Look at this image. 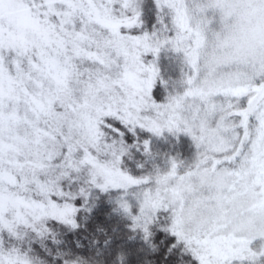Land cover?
I'll return each instance as SVG.
<instances>
[{"label":"snow or ice","instance_id":"1","mask_svg":"<svg viewBox=\"0 0 264 264\" xmlns=\"http://www.w3.org/2000/svg\"><path fill=\"white\" fill-rule=\"evenodd\" d=\"M243 5L251 54L232 0H0V264H264Z\"/></svg>","mask_w":264,"mask_h":264},{"label":"rangeland","instance_id":"2","mask_svg":"<svg viewBox=\"0 0 264 264\" xmlns=\"http://www.w3.org/2000/svg\"><path fill=\"white\" fill-rule=\"evenodd\" d=\"M236 5L234 14L230 17H226L225 23L218 25V31L227 32L229 34L234 33L239 38V43L236 46L233 45V41H228L231 51L236 52L242 50L251 54L255 51L257 46V34L255 32L256 20L255 17L244 7L243 0H232ZM187 141L186 139L182 138ZM181 139L182 142H184ZM187 155L190 149L187 148Z\"/></svg>","mask_w":264,"mask_h":264},{"label":"trees","instance_id":"3","mask_svg":"<svg viewBox=\"0 0 264 264\" xmlns=\"http://www.w3.org/2000/svg\"><path fill=\"white\" fill-rule=\"evenodd\" d=\"M168 65V61L165 59L161 60V67L166 68ZM174 74V73H173ZM183 140V139H182ZM184 142L181 141V143L177 146V150H179L181 153L186 154L187 148H188V142L183 140ZM189 149V148H188Z\"/></svg>","mask_w":264,"mask_h":264}]
</instances>
